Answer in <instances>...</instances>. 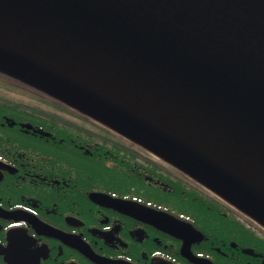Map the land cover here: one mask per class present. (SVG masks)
I'll return each instance as SVG.
<instances>
[{
  "label": "water",
  "instance_id": "1",
  "mask_svg": "<svg viewBox=\"0 0 264 264\" xmlns=\"http://www.w3.org/2000/svg\"><path fill=\"white\" fill-rule=\"evenodd\" d=\"M0 73L264 227V0H0Z\"/></svg>",
  "mask_w": 264,
  "mask_h": 264
},
{
  "label": "flooded vegetation",
  "instance_id": "2",
  "mask_svg": "<svg viewBox=\"0 0 264 264\" xmlns=\"http://www.w3.org/2000/svg\"><path fill=\"white\" fill-rule=\"evenodd\" d=\"M64 108L0 88V264H264L263 228Z\"/></svg>",
  "mask_w": 264,
  "mask_h": 264
},
{
  "label": "rangeland",
  "instance_id": "3",
  "mask_svg": "<svg viewBox=\"0 0 264 264\" xmlns=\"http://www.w3.org/2000/svg\"><path fill=\"white\" fill-rule=\"evenodd\" d=\"M0 88H2V89H17L18 88V86H16V85H14L12 82H10V81H2V80H0ZM43 102H48V103H50V104H55L53 101H50L49 99H47V101L45 100V101H43V100H41L39 97H37V103L38 104H36L37 105V107L39 108V107H41V105L40 106H38L40 103H43ZM57 105V104H56ZM65 107L66 108H70V107H68V105H65ZM66 108H64V109H66ZM70 110H73V111H75L74 109H72V108H70ZM54 113H55V111H54ZM57 114H59L58 112H56ZM85 116V115H84ZM86 117V116H85ZM88 118V117H87Z\"/></svg>",
  "mask_w": 264,
  "mask_h": 264
},
{
  "label": "trees",
  "instance_id": "4",
  "mask_svg": "<svg viewBox=\"0 0 264 264\" xmlns=\"http://www.w3.org/2000/svg\"><path fill=\"white\" fill-rule=\"evenodd\" d=\"M0 80H2V81H10L16 86H20V87L23 86V84L20 83L19 81L15 80V79H13V78H11L9 76H6V75H4L2 73H0Z\"/></svg>",
  "mask_w": 264,
  "mask_h": 264
}]
</instances>
